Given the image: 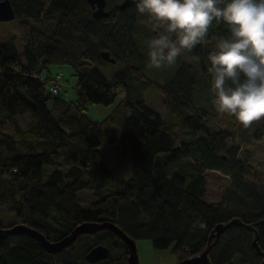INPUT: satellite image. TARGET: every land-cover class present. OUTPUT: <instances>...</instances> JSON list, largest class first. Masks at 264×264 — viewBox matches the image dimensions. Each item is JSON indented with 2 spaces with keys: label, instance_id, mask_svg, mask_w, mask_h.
Segmentation results:
<instances>
[{
  "label": "trees",
  "instance_id": "obj_1",
  "mask_svg": "<svg viewBox=\"0 0 264 264\" xmlns=\"http://www.w3.org/2000/svg\"><path fill=\"white\" fill-rule=\"evenodd\" d=\"M10 1L22 53L12 40L0 42V127H10L0 130V229L7 227L3 207L14 215L11 225L34 228L51 242L80 223L107 221L134 241H151L155 250L170 247L179 263L214 242L216 225L237 219L242 226L225 230L209 250L210 264H264L252 246L255 240L264 253V188L255 166L238 157L253 139L264 141V131L219 114L213 93L199 86L201 77L211 85L208 56L216 50L204 44L228 37L227 25L213 22L203 43L187 51L195 62L181 63L160 81L145 70L137 35L138 19L148 16L135 4L120 8L123 0H106L108 15L97 18L86 0ZM103 51L115 63L103 59ZM116 64L121 71L108 81L100 69L111 72ZM51 65L72 67L73 99L59 94L63 73L44 76ZM146 86L162 95L169 113L180 115L177 121L167 125L146 107L139 93ZM200 92L207 106L195 99ZM118 95L106 117L85 114L89 105L112 104ZM25 114L30 118L22 129L16 119ZM102 147L114 150L111 168ZM45 165L53 166L46 176ZM127 169L131 175L119 190L87 209L77 202L76 191L105 188ZM112 244L122 249L115 257ZM97 245L110 256L96 264H127L126 246L107 230L80 235L56 254L30 237L9 236L0 239V264H89L85 255Z\"/></svg>",
  "mask_w": 264,
  "mask_h": 264
},
{
  "label": "clouds",
  "instance_id": "obj_2",
  "mask_svg": "<svg viewBox=\"0 0 264 264\" xmlns=\"http://www.w3.org/2000/svg\"><path fill=\"white\" fill-rule=\"evenodd\" d=\"M133 2L159 32L148 42L149 69L174 65L203 43L213 22L226 24L230 35L208 56L216 111L234 116L245 128L264 117V0Z\"/></svg>",
  "mask_w": 264,
  "mask_h": 264
},
{
  "label": "rangeland",
  "instance_id": "obj_3",
  "mask_svg": "<svg viewBox=\"0 0 264 264\" xmlns=\"http://www.w3.org/2000/svg\"><path fill=\"white\" fill-rule=\"evenodd\" d=\"M138 26L141 28V32L137 35L138 42L142 47L146 55V62L148 63V42L155 36L159 35V32L155 29L153 22L149 19L142 20L141 18L138 19ZM12 40L15 44L16 49L19 53H22V47L20 44L19 32L16 25V20H11L7 22H0V42H6ZM216 42L214 40H210L209 42H205L204 46L208 48H215L216 49ZM192 63L195 62L187 51H185L176 61V63L170 67H164L162 69H149L147 68V64L145 67L146 72L160 80L166 81L168 78L172 76L175 69L181 63ZM121 71V66L119 64L114 65L113 71H108L105 69H100L101 74L110 81L114 75ZM61 72L63 73L62 77V84L60 86L59 94L62 95L66 99H73L75 96V88L74 85L76 83V76L74 75V71L71 66L68 65H51L47 72H44V76L53 77L56 73ZM200 85L205 86L206 89L211 91V85L206 83L204 79L200 78ZM196 88V87H195ZM205 91V90H204ZM141 92L140 96L145 100L146 107L155 111L161 119H163L166 124H170L172 122L177 121L180 118V115H173L168 112V110L162 105L163 97L162 95L153 87L146 86L142 88L139 93ZM138 93L137 89H132V94L135 95ZM208 95L209 92L205 91ZM197 96V93H196ZM195 97L197 101H202L205 103L204 105H208L207 103H211L206 96L200 92V97ZM120 101V96L118 95L114 102L109 105H102V104H93L89 105L88 109L85 111V114L91 120H100L106 117L112 109L116 106V104ZM200 103V102H199ZM201 103V104H203ZM30 118V115L25 114L21 116H17V123L22 128L25 129L27 126L26 118ZM254 129L264 131V117H261L259 120L253 121ZM0 130L3 133H9L10 127L9 125H5L0 127ZM103 152L106 157V165L108 168L114 166L113 162V155L114 150L110 147H102ZM238 157L240 159H247L250 161L256 168L257 172V181L256 183L260 188H264V141L263 140H256L253 139L251 144L248 148L240 150L238 153ZM59 167L63 170L68 168V164L63 162L61 159V163ZM53 169L51 165L43 166V174L46 176L48 173ZM131 175L130 170H121L117 171L113 174V181L110 185L105 188L98 189V190H87L82 189L76 191L75 197L77 202L83 209H87L89 204L93 201H97L106 195L110 194V192H115L119 190L121 181L127 179ZM2 220L5 226H9L13 224V213L10 212L7 207H3L1 209ZM136 250L138 255V262L139 264H177L176 258L171 254L170 247L166 250H155L149 240H136ZM122 252V249L116 247L112 244L111 248V256L115 257L118 253Z\"/></svg>",
  "mask_w": 264,
  "mask_h": 264
},
{
  "label": "water",
  "instance_id": "obj_4",
  "mask_svg": "<svg viewBox=\"0 0 264 264\" xmlns=\"http://www.w3.org/2000/svg\"><path fill=\"white\" fill-rule=\"evenodd\" d=\"M90 5L93 16L97 18L106 17L108 10L106 9V0H86ZM135 4L133 0H123L120 8H125L129 5ZM15 12L10 0H0V22H7L15 19ZM158 36V35H157ZM101 57L111 63H115V59L109 56L107 51L101 53ZM242 226L236 219L227 224H218L215 226L210 235L209 241L214 238V242L209 244L205 251L192 258L180 261L177 264H210L208 259L209 250L215 245L221 234L232 226ZM107 230L113 233L127 248V264H139L136 244L133 239L128 237L122 230L111 222L99 221L95 223H80L75 226L68 234L63 236L60 240L51 242L45 236L34 228L22 224H15L0 229V239L9 236L24 235L36 240L40 246L49 254L60 253L64 249L71 246L78 236L83 234H94L97 231ZM254 231V229H251ZM254 250L260 258H264V253L260 251L256 241L252 243ZM109 258V248L103 245H97L91 248L85 255V261L89 264H96L105 261Z\"/></svg>",
  "mask_w": 264,
  "mask_h": 264
},
{
  "label": "built area",
  "instance_id": "obj_5",
  "mask_svg": "<svg viewBox=\"0 0 264 264\" xmlns=\"http://www.w3.org/2000/svg\"><path fill=\"white\" fill-rule=\"evenodd\" d=\"M61 73H59V74H57L56 75V80L58 81V79H60V77H61ZM51 91L53 92V93H56L57 92V88L56 87H54V86H51Z\"/></svg>",
  "mask_w": 264,
  "mask_h": 264
},
{
  "label": "bare ground",
  "instance_id": "obj_6",
  "mask_svg": "<svg viewBox=\"0 0 264 264\" xmlns=\"http://www.w3.org/2000/svg\"><path fill=\"white\" fill-rule=\"evenodd\" d=\"M54 85V84H53ZM109 256H110V250H109Z\"/></svg>",
  "mask_w": 264,
  "mask_h": 264
}]
</instances>
